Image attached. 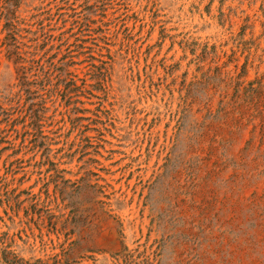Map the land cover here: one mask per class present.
Instances as JSON below:
<instances>
[{
  "label": "rangeland",
  "instance_id": "rangeland-1",
  "mask_svg": "<svg viewBox=\"0 0 264 264\" xmlns=\"http://www.w3.org/2000/svg\"><path fill=\"white\" fill-rule=\"evenodd\" d=\"M0 264H264V0H0Z\"/></svg>",
  "mask_w": 264,
  "mask_h": 264
}]
</instances>
